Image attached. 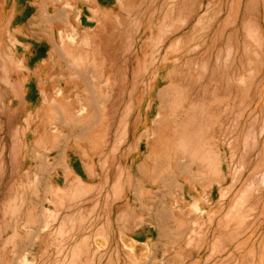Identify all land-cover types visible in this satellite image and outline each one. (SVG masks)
Masks as SVG:
<instances>
[{
	"label": "rangeland",
	"instance_id": "1",
	"mask_svg": "<svg viewBox=\"0 0 264 264\" xmlns=\"http://www.w3.org/2000/svg\"><path fill=\"white\" fill-rule=\"evenodd\" d=\"M68 1L46 5L70 16L56 41L101 22L106 42L88 73L103 120L65 145L45 105L87 92L24 28L39 1L0 0V264H264V0Z\"/></svg>",
	"mask_w": 264,
	"mask_h": 264
},
{
	"label": "bare ground",
	"instance_id": "2",
	"mask_svg": "<svg viewBox=\"0 0 264 264\" xmlns=\"http://www.w3.org/2000/svg\"><path fill=\"white\" fill-rule=\"evenodd\" d=\"M37 1H39V3H40V5H39V3L36 4L37 14H34L33 17L26 24L23 25L24 28H28L29 30L32 29L35 32H37L36 31L37 29H38V31H42L41 34H43L45 36L47 43L51 44V48L49 51V59H48V60H50V63H49L50 66H53L56 69H58V68L62 69L63 67H61V66H65L66 69L69 71L67 74H70L72 76V78L70 79L71 82H73V80H74V82H77V81L81 82L83 84V90L85 92H87L83 96H76V98L74 97V101H72V103H66L65 102L66 100L63 98H58L59 102H57V104H55V100H54V103H52V102L50 103L49 101H48V105L46 103V105H45L46 108L50 107L51 109L52 108L54 109V110L52 109L53 110L52 114L54 115V120L58 124L65 126V128H62V129H66V130L70 131V133L65 134L62 131L60 132V130H59L57 132H54V135H52V136L54 137L55 140L56 139L59 140L58 142L62 141L65 145H68L72 141H75V142L79 141V143H80V141H86L89 143L95 137V134L93 133V128L95 127V124H99L103 120L101 112L97 108L98 100L96 103V96H95L96 92L94 93V91H96L95 90L96 88L94 87V83H92V79H89L88 73L91 74L92 72H95L93 64H95V66H97V63H99L96 61H92L90 58H91V56H93L92 54H94V52H97L98 50H102L101 46H105L104 41L106 40V38H105L104 28L102 26V23L100 22L99 23L100 26L98 27L97 31L94 33L88 31V32H84L81 35H78L75 32H66L65 33L64 31H60L58 33L60 43H58L56 41V33L54 32L55 30L53 29L55 27V23L58 22V20L70 22V16H69L68 12L67 13L62 12V16H60L61 10H60V12H58V11H56V9H54L55 12L51 13L49 8L46 7L48 0H37ZM54 1H56V0H53V3H54ZM62 1L64 3L66 2L65 4L70 2L68 0H62ZM71 1H77V0H71ZM66 6H64L63 9H65ZM69 6H71V5H69ZM72 6L70 7V9L72 8ZM73 7H75V6H73ZM63 13H65V14H63ZM36 25H41V26H39L41 28L36 27L37 29H35L34 26H36ZM43 25H44V27L42 28ZM92 34H93L94 39L91 38ZM95 36H96V38H95ZM13 44H14L13 47H9V49H7V51H8V56H6V57H8L7 60H5V59L3 60V67L5 66L4 73H5V79L6 80L8 79V77L10 79L15 78L14 80H20L22 77V70H23L22 69V67H23L22 61L23 60L21 58L22 56L19 54L20 53L19 48L21 46V43L19 42L18 38L15 37L13 39ZM66 47H69V49H67L68 51H66ZM1 49H3V48L0 47V51H1ZM83 51H84V53H83ZM87 51L89 53H86ZM68 52H70L71 54H69ZM81 52H82V54L80 55ZM75 54L80 55V56H78L79 58H77V60L74 58ZM84 54H86L85 56L87 58H89V61L83 57ZM0 55H1V53H0ZM74 59H75V61H74ZM62 61H63V63H62ZM91 63H92V65H91ZM78 65H81L83 67V71L78 69ZM98 66L100 67V64H98ZM101 66L104 67L103 59H102V65ZM61 72H63V71H61ZM92 74H94V73H92ZM66 76H68V75H66ZM71 76H69V77H71ZM4 80H3V82H4ZM70 80H68V83ZM8 89H11V92L14 93L15 95H18V97L21 94V90L18 87V84H16V83L11 85V86L9 84ZM59 96H62V95H59ZM44 99L48 100L47 97ZM166 101H168V100H166ZM75 104H77L79 106L77 109L74 108L75 110H77L76 113H74L75 115H73V114L71 115V114H69L68 109H69V107L72 108L71 106H73ZM162 105H165V104H162ZM55 109H59V111L60 110H62V111L59 112L58 110H55ZM163 109H164V107H163ZM54 111H56V113ZM48 112H49V110H48ZM64 112L67 114L66 116H65ZM50 113H51V111L48 114H50ZM71 113H73V112H71ZM50 119H53V118H51V115H50ZM55 121H54V123L56 124ZM81 122H83L82 127L80 126ZM55 128H56V126H55ZM54 139H53V141H54ZM188 164L189 163H185L186 166H184L183 169H185L184 172L186 171V172L190 173L189 169H191V168L189 167ZM40 165H42L41 169H44L43 164H40ZM64 165H65V163H64ZM159 168H161V166H158V168H156L154 171L153 170H150V171L152 172V174L154 176L157 177L158 173L160 172ZM66 169L68 171H70L72 174L75 171L70 165H68ZM141 171H142V168H141ZM145 209L148 210L149 212H151L150 217H153L155 219H158L160 217V215L155 213V211H158V210L153 209V207L152 208L147 207ZM43 225H45V224H43ZM40 227H42V226H40ZM21 257L22 256H19L17 258V260H18V261L16 260L17 264L20 260L19 258H21ZM14 259H16V258H14ZM11 260H13V259H11ZM6 261H3V262H6ZM13 261H15V260H13ZM20 262H22L21 264H29V260H27V259H21ZM10 263H12V262H10Z\"/></svg>",
	"mask_w": 264,
	"mask_h": 264
}]
</instances>
